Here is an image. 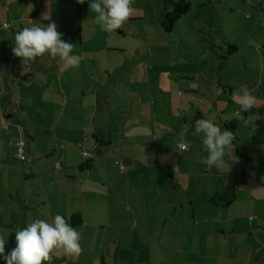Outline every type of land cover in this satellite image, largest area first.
<instances>
[{"label":"rangeland","instance_id":"rangeland-1","mask_svg":"<svg viewBox=\"0 0 264 264\" xmlns=\"http://www.w3.org/2000/svg\"><path fill=\"white\" fill-rule=\"evenodd\" d=\"M188 1L191 3V10L178 20L173 30L168 33L161 26L164 0H131V16L121 28L111 32L102 29L95 19L97 13L91 12L90 8H83L81 18H78L76 10L70 4L59 0H7V5L4 0H0V25H9L8 28L0 27V43L5 40L7 34V38L14 40L15 32L30 26V22L40 21L47 24L54 20L58 24V31H64L62 38H67L75 45L73 52L82 56L77 68L65 67L62 62L64 83L55 77L54 66L57 57L48 53L42 54L41 60L36 57L17 69V73L23 77H20L13 87L17 101L14 112L19 113L20 125L27 126L30 134L36 136V141L30 143L34 145L32 155L25 162H20L16 155L8 153V150L0 145V234L9 235L5 254L15 246L13 231L24 227L20 224L23 220L28 218L29 223L36 218L45 219L36 209L37 203L29 199V195L33 198V193L40 192L44 177L38 172L40 176L34 180H26L25 174L30 172L29 168L35 167L40 158L49 162L45 155L55 148H59L63 156V144H75L78 141L75 130L85 133L92 130L94 126L91 124V118L88 120L83 117L89 108L93 119L108 118L107 121H110L113 115V120L104 128L109 129L110 124L114 123L115 133L123 131L122 126L127 117L135 119L145 111L149 117L163 111L169 117H173L174 113L183 117L182 113L186 111L187 115H192L190 121L195 122L199 119V111L192 108L190 100H187L188 105L185 104L183 110L178 107L182 98L189 95L195 96L196 106L203 109L206 118L214 117L219 123L226 114L231 117L232 113L238 110L240 115L236 116L237 133L243 142L241 145L230 146L228 156L242 168L241 165L246 161L237 151L245 150L246 136L256 124H260L264 129V0ZM34 9L35 17L32 14ZM45 15L49 19H44ZM29 17H33V20H26ZM8 40L5 41L7 46ZM230 45L238 50L231 53ZM40 64L42 67L38 68ZM22 68L29 72H23ZM189 74L195 77L197 86L187 79ZM212 80H215L216 84L212 83ZM46 82L52 84L44 86ZM201 83L204 86H199ZM187 85L200 90V93L190 91ZM242 86L251 89L257 98L256 105L247 111L238 103ZM48 87L53 91L48 90ZM231 88L236 96L235 105L229 103L232 98ZM82 90H85L86 94L83 101H79L77 98L81 97ZM218 92L223 94L225 101L217 100ZM181 94L185 96L181 97ZM67 95L70 96L67 98ZM65 100L70 101L68 111ZM26 102H29L30 109L25 107ZM224 108L227 113L217 115ZM70 112L81 114L73 116ZM247 112L252 117L246 120ZM3 119L4 115L0 109V120ZM177 120L181 121L182 118ZM102 123L95 122V125ZM115 123L119 127H116ZM36 124L40 127V135L34 132ZM222 127L225 128L224 124ZM4 129H9V126ZM56 129L58 139H53ZM170 131L179 137L180 133H176L174 127H170ZM6 134V148L14 146L15 140L19 138L18 129L15 127V130ZM196 136L201 139V136ZM93 139L97 143V139ZM165 139L164 143L169 141L174 145L171 134ZM80 142L82 141L76 143L77 147ZM114 142L116 143L115 139ZM72 151L81 153L79 149L67 146L65 153L70 155L72 160L86 161L77 153L72 154ZM106 152L110 157H104L91 176L96 183L93 185L94 191L87 193L86 201L81 195L75 203L81 208L85 206L94 217H98L99 211L102 210L108 215V221L110 214L121 213L123 209L132 210L135 207L128 199L123 202L120 200V176L125 174H121L114 166L115 158L126 157L128 150L122 146L115 152ZM260 157L264 158V147H260ZM102 165H105L108 172ZM262 165L264 167V163ZM256 170L250 168L249 174L258 176ZM103 173L107 180L103 178ZM86 179V172H81L80 180ZM142 180L145 181L144 178L138 181L140 189L137 193L141 196L138 197V203L147 207L148 199L144 195L151 194ZM103 182H106L105 186ZM141 186L146 190L141 189ZM53 191L61 193L58 209L64 210L69 206L68 210H72L73 195L64 198V192L56 186ZM28 212L30 215L26 216ZM98 220L100 218L96 220L89 217L87 224L77 228L82 236V251L79 255H68L62 248L55 249L45 264H90L91 259H96L97 264H130V260L134 259V250L128 243L129 236L132 238L131 229L122 233L113 224L111 226V223L102 227L103 223H98ZM3 262L0 259V264Z\"/></svg>","mask_w":264,"mask_h":264},{"label":"crops","instance_id":"crops-1","mask_svg":"<svg viewBox=\"0 0 264 264\" xmlns=\"http://www.w3.org/2000/svg\"><path fill=\"white\" fill-rule=\"evenodd\" d=\"M4 2L7 5V0ZM32 14L34 16L35 9ZM26 20H33V17L26 18ZM7 36L8 34L5 40L0 43V109L4 115V119L0 120V145L7 149L8 153L11 152L15 155L16 142L20 138H25L26 152L31 156L34 145L30 143L36 141V136L30 134L27 126L20 125L19 113L14 112V105L17 101L13 87L16 81L23 77L17 73V69L22 67L23 63L21 58L13 54L12 47L15 42ZM7 40L8 46L5 45ZM41 56H38L40 60ZM62 62L57 57L54 68H56V80H62L64 83ZM41 67L40 64L38 68ZM22 71L29 72L25 68H22ZM198 73L196 72V74ZM100 74L102 73L100 72ZM187 79L197 86L195 84L198 83L194 76L189 74ZM35 80L37 79L35 78ZM212 83L216 84V81L212 80ZM50 84L52 83L46 82L44 86H50ZM220 85L221 82L218 86ZM199 86L204 85L201 83ZM187 87L190 91L200 93V90L191 88L190 85ZM70 89L72 91L71 86ZM48 90L52 89L48 87ZM85 94V90H82L81 97L77 100L83 101ZM231 94L232 98L229 103L235 105L233 88H231ZM69 96L67 95V98ZM180 96L185 95L181 94ZM194 97V95H189L182 98L178 107L183 110L185 104L188 105L187 100H190L192 108L199 111L198 118H206L203 109L196 106ZM224 99L223 94L218 92L217 100L225 101ZM69 104L70 101L65 100L66 111H68ZM25 107L30 109L29 102H26ZM85 108L88 109V107ZM225 109L220 110L217 115L226 114ZM88 110L83 117L88 120L91 118V124L94 126L92 130H88V133L75 130L78 141L75 144H63V156L59 148H55L56 151L53 149L52 152L45 155L50 160L49 162L40 158L35 167L29 168L30 172L25 174L26 180H34L40 175L44 177L40 184L42 186L40 192L33 193V198H30L29 195V199L37 203L36 209L39 214L41 212L49 222L54 219L55 215L61 214L71 223L72 216L79 213L83 218L81 225L87 224L89 217L90 219L93 217L96 220L100 218L98 223H103L102 227L111 223V226L113 224L122 233L131 229L132 238L129 236L128 243L129 247L134 250V259L130 260V264H264V173H262L264 158L260 157V147H264V129L260 124H256L261 126L260 129L252 128L249 135L246 136L247 147L245 150L237 149V154L242 155L246 161L241 165L242 168H239V163H233L230 160L229 148H227L224 157L226 166L224 169H220L215 165L207 164L208 153L202 143V137L200 139L193 135L195 122L190 121L192 115H187L186 111L182 113L183 117L174 112V114L172 113L173 117H169L164 111L154 117H149L148 112L145 111L135 119L127 117L122 126L123 133H115L114 123L110 124L109 129L104 128L113 120V115L110 121H107L108 118L105 120L93 119L89 114L90 108ZM70 114L74 116L81 113L70 112ZM238 115L240 112L237 110L232 113L231 117L226 114L220 123L215 119L222 130H225L222 127L223 124L226 127L230 120L236 121V129L232 132L234 136L232 145H241L243 142L242 137L239 138L237 133L236 116ZM250 117L252 116L247 112L246 120ZM177 118H182V120L176 121ZM59 120L61 121L62 117ZM95 122L103 123L97 126ZM7 125L9 129L5 130L4 127ZM115 126L119 127L116 123ZM15 127L18 129L19 138L15 140L14 146L8 147V149L5 141L6 132L15 130ZM170 127H174L176 133H180L179 137L170 131ZM39 128L37 124L36 130L33 128L36 135L41 134ZM55 131L56 135L52 134L53 139L54 137L58 139V129ZM168 134H171L173 146L169 141L164 143ZM93 138L97 139V143ZM79 141L83 143L80 142L77 147L76 143ZM181 145H186L187 149H182ZM67 146H70L71 149H79L81 155L77 151H72V154L77 153L80 158L84 157L83 148L92 151L93 156L90 159L93 161L89 167L81 169L88 158L84 157L86 161L72 160L70 155L65 153ZM122 146L128 150L127 156L115 159L124 160L127 171L124 173L125 175L120 176L122 182L120 183L119 198L122 202L128 199L135 209H123L120 211L121 213L114 212L109 215L108 222L106 221L108 215L102 210L99 211L98 217H94L85 206L78 207L75 201L81 195L86 201L87 193L94 191L93 185L96 183L91 179V176L100 161H103L104 157H110L106 151L115 152ZM32 161L34 162V158ZM229 161L230 163H228ZM58 164L61 165L59 168H57ZM78 167L79 169H77ZM102 167L108 172L105 165ZM250 168H256L258 176H255L254 173L250 175ZM38 172L41 174L38 175ZM81 172H86V181L80 180ZM103 178L108 179L105 173H103ZM142 178L145 179L142 181L151 194L144 195L148 199L147 207L138 203V197L141 198L137 193L140 189L138 181H141ZM103 184L105 186L106 182ZM55 186L64 192V198H68L70 194L73 195L72 210H68L69 206L64 210L58 209L61 193L53 191ZM142 188L146 190L141 186ZM44 207L46 208L43 209ZM24 208L28 210L27 206ZM27 215H30L29 212ZM251 217H253L252 220ZM27 219L20 224L26 226ZM20 224L17 223V225ZM96 261V259H91L90 264H97Z\"/></svg>","mask_w":264,"mask_h":264},{"label":"clouds","instance_id":"clouds-1","mask_svg":"<svg viewBox=\"0 0 264 264\" xmlns=\"http://www.w3.org/2000/svg\"><path fill=\"white\" fill-rule=\"evenodd\" d=\"M77 2L81 4L87 2L91 12L97 13L96 21L108 32L121 28L133 11L131 0H77ZM44 19L49 17L45 15ZM0 27L6 28L8 25ZM62 37L63 33L58 31V24L54 20L47 24L38 21L15 32L12 52L21 58L24 65L48 53L52 57H59L65 67L78 66L82 56L74 53L73 49L76 46ZM256 99L251 89L242 86L238 103L245 111L256 105ZM193 135L202 137V143L208 153L207 164L224 169L226 166L224 157L226 149L232 145L233 133L226 129L222 130L213 117L196 120ZM13 232L15 246L11 247L7 254L5 246L9 244V235L0 234V259L5 264H44L55 249L62 248L68 255H79L82 251L81 233L61 214L55 215L51 222L46 219H33L26 226Z\"/></svg>","mask_w":264,"mask_h":264},{"label":"trees","instance_id":"trees-1","mask_svg":"<svg viewBox=\"0 0 264 264\" xmlns=\"http://www.w3.org/2000/svg\"><path fill=\"white\" fill-rule=\"evenodd\" d=\"M59 1L62 3L70 4L72 8L76 10L78 18H81V10L83 8H89L87 2L81 4L78 3L77 0H59ZM190 10H191V3L188 0H164L162 21H161L162 28L168 33L171 32L176 22L180 20L184 15H186ZM229 49L231 50V53L238 50L237 47L232 45L229 46ZM225 129L234 132V130L236 129V121L229 122V124L226 125ZM92 161L93 160L89 158L86 161V163L81 166V169L89 167V164H91ZM82 223H83V218L81 214L75 213L71 218V225L73 227H79Z\"/></svg>","mask_w":264,"mask_h":264},{"label":"built area","instance_id":"built-area-1","mask_svg":"<svg viewBox=\"0 0 264 264\" xmlns=\"http://www.w3.org/2000/svg\"><path fill=\"white\" fill-rule=\"evenodd\" d=\"M8 25V24H5ZM7 28V27H6ZM260 125H255V129H260ZM182 149H187L186 145H181ZM26 148H27V142L25 138H20L17 142H16V150H15V155L21 160V161H27L29 159V155L26 152ZM82 153L83 156L85 158H92L93 154L92 151L87 150V149H82ZM114 165L118 168V170L120 171V173L124 174L127 171V165L124 162V160L121 159H115L114 160ZM60 167V164L57 165V168ZM251 220L253 219V217L250 218Z\"/></svg>","mask_w":264,"mask_h":264}]
</instances>
